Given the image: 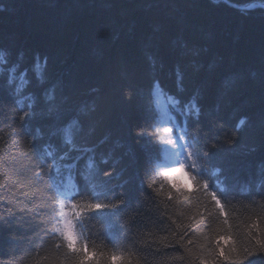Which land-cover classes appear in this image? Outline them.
Instances as JSON below:
<instances>
[{"label": "trees", "instance_id": "trees-1", "mask_svg": "<svg viewBox=\"0 0 264 264\" xmlns=\"http://www.w3.org/2000/svg\"><path fill=\"white\" fill-rule=\"evenodd\" d=\"M0 55L21 60L30 79L25 94L37 97L29 119L28 101L0 89V264L78 259L65 256L55 232L63 219L58 202L99 264H111L113 253L123 264H212L222 235L231 239L221 246H235L239 259L217 264H264V252L243 259L242 248L249 230L264 239V0H0ZM34 63L46 73L42 84ZM178 71L179 98L197 99L198 120L171 111ZM156 82L202 154L199 167L218 177L226 216L191 178L185 198L160 177L165 149L150 142L158 124L146 104ZM71 121L84 131L61 161L68 148H57L61 134L52 132ZM90 155L95 169L81 177ZM78 157L76 168L65 167ZM153 179L159 183L148 188ZM97 202L117 207L84 208Z\"/></svg>", "mask_w": 264, "mask_h": 264}, {"label": "snow or ice", "instance_id": "snow-or-ice-1", "mask_svg": "<svg viewBox=\"0 0 264 264\" xmlns=\"http://www.w3.org/2000/svg\"><path fill=\"white\" fill-rule=\"evenodd\" d=\"M4 65H9L7 68ZM21 69V60L18 59L13 61L10 56L0 55V89L7 86L9 90L12 92L14 96L19 97L17 103H22L24 100L28 101L27 107L30 109L29 111H25L24 115L31 119L35 115V109L32 108V105L37 100V97L34 93L25 94L26 87L30 84V79L28 78V69ZM33 75L36 81L42 84L46 78V73L39 65V63H34L32 68ZM2 73H6V75H2ZM18 73V74H17ZM183 81L184 77L179 71L177 72V89L178 93L170 97L171 111L175 113L177 117H182L184 119L196 118L199 119L200 116V107L198 101L195 97L189 98L187 101L179 98V93L183 92ZM163 90L159 88V82L153 85V89L150 90L148 98L146 100V104L148 106V110L151 114L152 120L159 124L164 125L163 127L154 128L152 140H158L161 144L169 145L174 155L179 157L183 156L184 160L180 161L179 159L173 161L172 163H166L163 165L164 170L159 173L160 177L163 178L165 182H167L172 189H175L176 193L179 196H183L187 198V186L184 185L181 181L175 180L173 181L172 177L174 173L184 172L186 168L191 169L186 174L197 183V185L204 191V193L210 196L211 201L214 203L216 208L219 210L220 215H225L224 205L221 203V200L217 196V192L220 191L219 188L216 187V183L218 177L214 178L212 175H209L206 168H201L198 165V160L201 158L202 154H199L196 151L192 150V147L189 142L185 140V136L187 135L184 132H173V129L177 127V121L174 119L172 115L169 114V108L167 106L158 107L153 104V93L157 96ZM44 98L46 101L51 102L54 100V94L52 90H45ZM243 123V121H241ZM171 124L172 126H167ZM84 131L82 125H80L77 121H71L69 124L63 128L57 129L52 132L53 136H56L58 133L61 134V145H57V148L67 147V151H63V154L59 157L61 161L66 160L69 156V151L77 149L76 138ZM162 133V135H161ZM145 133L141 131L138 133L139 137H143ZM174 137V138H173ZM81 151H93L92 149ZM47 155H52V153H47ZM82 157H78L77 160L73 164L65 165V167L69 169L76 168L79 163V159ZM154 158L156 160L160 159L159 151L154 152ZM106 162V161H105ZM151 162V158H150ZM95 157L94 155L87 156V159L84 160L83 171H80L78 174L81 177L90 176L95 169ZM177 165V166H173ZM49 172L52 171L51 168L48 169ZM59 167L56 168L57 175L59 174ZM195 173V174H194ZM111 173L105 172L104 175L108 176ZM207 176L208 179H204L203 183L197 178V176ZM212 181V187L215 189L209 192V181ZM159 183L158 180L153 179L150 184L147 185L148 188H154V186ZM95 190V189H93ZM159 191V189H156ZM79 195V191L77 192ZM99 195H104L105 197L112 195V190H108L107 192L100 193ZM225 197L227 193H224ZM59 203V217L63 218L61 220V226L55 229V232L59 234L62 238V243L64 248L66 249L65 256L67 257L68 253L77 254L78 259L73 260V264H99L98 260H94L93 258L97 255L95 251L89 252L87 250L86 242L79 239L76 233L73 230L72 221L65 218V213L63 211L62 202ZM119 203L121 205L127 206L125 200L120 199ZM73 208H79V205L73 204ZM117 207L116 204L112 203H87L84 205V208L87 210H95L99 212L102 209H111ZM110 215H115V213H109ZM227 223V221H224ZM251 228L257 229L259 231L257 224H252ZM231 239L230 236L222 235L216 240V249L217 256L216 259L212 261V264H217V262L222 257L225 261H232L234 259H239L237 255V248L235 246L229 248L227 251L224 247L221 246V241H229ZM255 241V245L259 246L254 250L249 247L252 241ZM79 243V246H78ZM188 243H192L191 240ZM55 248L59 250L61 248V244H56ZM242 248L244 252L243 259H247L248 257L256 256L258 252H264V239L257 238L254 236L249 230L248 235L245 237L244 242L242 243ZM109 260L111 264H123L124 257L117 256L113 253ZM130 264V262H129ZM203 264H208L207 261H204ZM249 264H254L253 261H249Z\"/></svg>", "mask_w": 264, "mask_h": 264}, {"label": "rangeland", "instance_id": "rangeland-1", "mask_svg": "<svg viewBox=\"0 0 264 264\" xmlns=\"http://www.w3.org/2000/svg\"><path fill=\"white\" fill-rule=\"evenodd\" d=\"M155 96H154V99H155V104L158 106V107H164V106H167L168 108H169V101H167V98L165 97V95L161 92L158 96L156 95V94H154ZM169 114L170 115H172L171 113H170V111H169ZM173 116V115H172ZM174 117V116H173ZM174 119H176L175 117H174ZM177 121V120H176ZM164 125H157V127H163ZM167 126H172L171 124H168ZM184 132L183 131V128L181 127V125L178 123V121H177V127H175L174 129H173V132L174 133H176V132ZM161 135H162V133H161ZM174 138V137H173ZM185 140L187 141V142H189L188 141V139H187V137L185 136ZM163 146H164V149H165V159H166V161L162 164V166H161V171H163L164 170V168H163V165L164 164H166V163H172L173 161H175V160H177V159H179L180 161H183L184 160V157L183 156H179V157H177V156H175L174 155V153H173V151L171 150V147L169 146V145H164L163 144ZM173 166H177V165H173ZM188 172V170H187V168L185 169V171L184 172H177V173H174L173 174V177H172V179L173 180H179V181H181L184 185H189V183H190V177L186 174ZM72 184H70L69 185V189H68V192H71V189H70V186H71ZM64 213H65V218H67V219H69L70 220V215H69V209H65L64 210Z\"/></svg>", "mask_w": 264, "mask_h": 264}]
</instances>
